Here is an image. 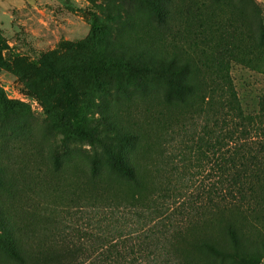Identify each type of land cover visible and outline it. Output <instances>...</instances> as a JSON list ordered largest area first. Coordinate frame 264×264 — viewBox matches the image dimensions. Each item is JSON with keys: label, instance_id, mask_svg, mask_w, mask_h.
I'll return each mask as SVG.
<instances>
[{"label": "trees", "instance_id": "1", "mask_svg": "<svg viewBox=\"0 0 264 264\" xmlns=\"http://www.w3.org/2000/svg\"><path fill=\"white\" fill-rule=\"evenodd\" d=\"M174 1L109 0L106 23L90 35L95 60H84L80 68L93 71L92 82L76 86L64 79L62 136L50 155H39L35 177L50 191H62L60 210L48 214L47 206L36 202L28 215L13 212L24 175L14 151L27 146L28 136L17 114L22 105L1 98L0 264H258L264 259V93L251 106L230 79L227 92H209L191 52L157 45L174 31ZM134 4L158 25H146L139 38L119 33L123 25L133 30L128 9ZM258 31L261 53L262 18ZM130 90L143 92L150 107L157 103L159 120L167 126L177 117L193 128L189 154L202 169L198 187L188 184L193 159L177 162L166 142L155 151L146 130L124 123L103 104ZM78 92L97 97L98 118L90 124L76 123L75 112L68 111L76 107ZM82 143L90 152L86 168L65 157Z\"/></svg>", "mask_w": 264, "mask_h": 264}, {"label": "rangeland", "instance_id": "2", "mask_svg": "<svg viewBox=\"0 0 264 264\" xmlns=\"http://www.w3.org/2000/svg\"><path fill=\"white\" fill-rule=\"evenodd\" d=\"M108 1L0 0V101L4 98L22 105L17 107V114L28 136L27 146L14 151L24 165L14 213L24 210L28 215L36 202L47 206L48 214L64 206L62 191H50L35 179L38 158L41 153L50 155L62 136L59 105L66 110L64 79L75 80L73 83L79 86L88 85L94 78L92 70L84 72L80 68L84 60H95L97 51L90 35L97 25L106 23ZM173 8L174 31L164 34L157 45L168 51L177 47L180 52H191L209 92H227L230 79L245 102L256 105L257 96L264 93V51L258 53L256 49L264 0H175ZM128 10L134 26L132 30L123 25L119 30L122 35L139 38L146 25L157 28L153 17L139 5ZM77 95L76 107L68 111L75 112L76 123L90 124L98 118L93 105L97 97L91 92L85 98L79 92ZM103 104L118 113L124 123L146 130L155 151L166 142L177 162L193 159L192 166L196 167L191 168L188 184L199 186L202 169L189 154L193 150L191 126H183L184 121L177 117L169 119L167 126L159 120L157 103L150 107L144 93L137 90L109 96ZM2 111L0 105V114ZM82 144L65 157L76 160L77 167L86 168L90 152ZM258 264H264V259Z\"/></svg>", "mask_w": 264, "mask_h": 264}]
</instances>
